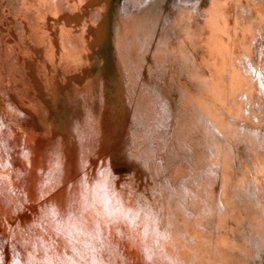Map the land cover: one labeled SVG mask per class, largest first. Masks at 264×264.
Segmentation results:
<instances>
[{
	"label": "bare ground",
	"instance_id": "6f19581e",
	"mask_svg": "<svg viewBox=\"0 0 264 264\" xmlns=\"http://www.w3.org/2000/svg\"><path fill=\"white\" fill-rule=\"evenodd\" d=\"M15 13L32 69L16 118L0 105V264H264V0Z\"/></svg>",
	"mask_w": 264,
	"mask_h": 264
},
{
	"label": "rangeland",
	"instance_id": "374dc122",
	"mask_svg": "<svg viewBox=\"0 0 264 264\" xmlns=\"http://www.w3.org/2000/svg\"><path fill=\"white\" fill-rule=\"evenodd\" d=\"M15 3L17 0H0V15L3 18L2 21L0 19V105L11 109L10 117L16 118L9 104L12 103V99L17 100V97L29 93L30 76L28 72L32 68L29 65L26 69L25 64L27 63L21 54L22 47H25L24 41L17 33L21 30V26L16 22L18 16L15 13ZM258 169L264 170V159H261Z\"/></svg>",
	"mask_w": 264,
	"mask_h": 264
}]
</instances>
